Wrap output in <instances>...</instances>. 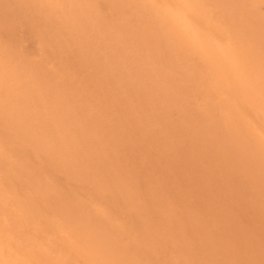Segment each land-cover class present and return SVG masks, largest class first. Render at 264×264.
<instances>
[{
	"label": "bare ground",
	"instance_id": "bare-ground-1",
	"mask_svg": "<svg viewBox=\"0 0 264 264\" xmlns=\"http://www.w3.org/2000/svg\"><path fill=\"white\" fill-rule=\"evenodd\" d=\"M26 1L18 2H26L23 8L27 5L26 9L29 6L28 10H33L32 13L29 11L30 15L34 12L32 18L36 14L44 17L47 26L53 25L54 17H58V24L55 20L58 29L68 31L78 50L88 51L95 35L105 38L104 48L109 52L107 60L104 55V58L98 55L89 57L94 65L97 62V67L109 66L106 80L98 82V86L107 84V95L112 90L116 94L131 90L136 104L139 102L138 105H130L132 110H145L155 100L166 105L160 106L165 110L178 103L179 94L185 88L192 90L190 104L197 110L195 114L189 111L196 122L193 133L203 135L205 141L203 148L200 146V152L216 144L213 147L229 160L235 159V154H247L250 158L244 161L255 166L251 169L243 161L241 165L245 164L251 170L247 174L253 177L260 174L264 178V0H103L104 8L96 0ZM100 9L109 14L102 15ZM37 19L43 25V19ZM126 20L134 22V25H129V21L124 23ZM130 52L134 60L127 58ZM3 56L0 53V122L3 127L15 130L23 139L44 144L62 169L73 173L90 166L88 168H91L93 175H97L102 168V161L99 162L102 159H95V156L88 160L84 158L93 156L91 147L94 145L89 146L91 152L90 149L78 152L76 139L74 143L69 141V126L66 127L68 131L61 128L73 119L74 109L70 104L72 101L51 85L54 74L58 75L57 70L53 66L52 70L44 67L47 70L43 69L42 80V76H34L33 72L36 71L33 66L25 71L13 61L4 60ZM137 56L145 57L148 73L143 81L137 80L140 70L131 71L127 65V61L132 64L139 60ZM36 82L42 87L40 92H33L29 87V84ZM107 102L103 100L100 105L108 108ZM35 106H40L42 111L36 108L29 111L30 107ZM180 107L188 109L185 104H180ZM117 110L119 113L120 109ZM132 110L124 104L120 116L111 114L109 122L112 121V124L107 126L106 131L119 135L127 131L135 133L134 137L143 134L148 125L142 117L135 119ZM88 125L84 123L80 126L83 133L80 136L85 140ZM2 155L0 144V157ZM25 166L21 161L14 160L8 161L6 166L0 163V264H136L129 258L131 251L127 256L123 247L117 246L116 239L104 227V223L91 219L79 203L67 199L58 202L59 195L56 193L57 202L44 201L47 196L41 199L47 187L42 177L29 172ZM240 170L244 173L246 169L241 166ZM112 174L101 176L105 185L111 183L115 176L113 171ZM137 220L134 227L137 234L141 238L146 237L152 232L153 225ZM119 238H123V235ZM151 244L154 245L153 242ZM152 247L151 251L145 249L152 253ZM191 254L198 264H202L204 254L199 245Z\"/></svg>",
	"mask_w": 264,
	"mask_h": 264
},
{
	"label": "rangeland",
	"instance_id": "rangeland-1",
	"mask_svg": "<svg viewBox=\"0 0 264 264\" xmlns=\"http://www.w3.org/2000/svg\"><path fill=\"white\" fill-rule=\"evenodd\" d=\"M18 1L0 0V47H2L0 53L5 55L3 59L8 62L13 61L25 71L29 66H33L36 71L33 72L35 77L42 76L48 68L52 70V66L57 70L58 75L54 74L51 85L62 91L66 99L72 101L70 104L74 109L73 119L61 128L66 130L69 126V141L74 143L73 140L76 139L77 146L74 145L79 149L78 152L81 150H83L81 153L86 152L87 149L91 152L92 148L93 156L84 158L88 160L95 156V159H102L99 160L100 163L102 161V168L97 175H93L91 168H88L90 166L73 173L71 170L70 172L64 170L55 163L44 144L23 139L15 130L5 129L0 122L2 166H6L10 160L21 161L26 165V170L42 177L41 180L47 189L45 188L41 199L48 197L44 201L57 202V194L58 202L68 200L79 203L81 208H85L88 212L86 215L104 223V227L108 228L116 239L117 246L123 247L127 256L131 255L129 258L136 264H153V261L154 264H198L191 254L198 245L203 249L202 264H264V178L262 179L260 174H255L254 177L247 174L251 170L246 166L255 168L244 161L249 157L247 154L246 156L235 154V159L229 160L222 157L218 149L213 147L216 144L200 152V148H203L205 143L204 136L198 135V137L193 133L195 129L192 128L196 122L189 114V111L197 113L196 107L193 108L194 105L190 104L193 91L185 88L179 94L178 103L168 106L167 110L161 109L160 106L166 105L159 104L156 100L145 110H132L130 105L133 103L138 105L139 102L136 104L135 95L131 90L122 94H116L117 92L112 90L107 95L108 88L105 87L107 84L98 86V82L103 83L101 80H106V74L110 72L109 66L106 64L102 68L97 67V62L94 65L89 57L95 55L100 58L105 56V59L109 57V52L104 48L106 40L100 38L103 37L102 35H95L92 38L88 51L78 50L79 47L77 48L72 37H69L68 31L64 28L65 32L61 31L63 29H58V25L55 24V20L58 24V17H54L55 20L53 18V25L47 26L44 17L36 14V17L32 18L34 12L30 15L28 10L30 7L26 9V5L23 8L26 0L23 4L21 2L19 4ZM96 3L104 8L103 0H96ZM18 4H22V8ZM100 13L109 14L104 9H100ZM37 17L43 19V25ZM32 19H37L38 22ZM127 21L129 25H134L130 20L124 23ZM127 54L130 60L135 59L132 52ZM137 58L139 60L132 63L134 65L128 64V61L127 65L131 71L140 70L137 80L143 81L148 73L144 64L145 57L137 56ZM116 59L115 57L114 60ZM144 67H146L144 72H141ZM30 79L33 81L32 78ZM42 80H44L43 76ZM113 86L117 87L115 84ZM185 86L188 87L186 84ZM29 87L33 92L42 90L37 82L29 84ZM107 99H110V103ZM103 100L107 102L108 108L100 105ZM123 103L125 107L134 111L135 119L142 117L146 126L148 125L143 134L139 135V133L134 137L135 133L127 131L123 135L106 131L107 126L112 124V121L109 122L110 115L120 116ZM180 104H185L188 109L180 107ZM33 108L42 111L40 106L30 107L29 111H34ZM109 109L112 110L111 113ZM117 109H120L119 113ZM84 123L89 124L85 131L88 132L86 140L81 137L83 133L80 132L82 128L80 126ZM95 127L99 132L94 131ZM75 136L81 139L78 140ZM93 145L94 147H91ZM243 161L246 166L241 165ZM90 163L92 164V161ZM39 165H42V169ZM241 166L246 169L244 173L240 170ZM111 170L115 176L111 179V183L105 185L101 176L112 174ZM50 196L56 197V200ZM135 217L139 221L150 222L154 234L152 235L151 232L141 238L135 229L138 222ZM121 233L123 238H119L122 237ZM152 242L154 245L151 244ZM151 247L153 252L149 253Z\"/></svg>",
	"mask_w": 264,
	"mask_h": 264
}]
</instances>
